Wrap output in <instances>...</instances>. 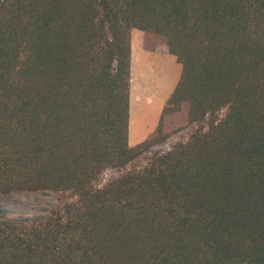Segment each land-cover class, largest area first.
<instances>
[{
  "label": "trees",
  "instance_id": "trees-1",
  "mask_svg": "<svg viewBox=\"0 0 264 264\" xmlns=\"http://www.w3.org/2000/svg\"><path fill=\"white\" fill-rule=\"evenodd\" d=\"M131 29L180 66L159 117L204 122L165 151L127 144ZM10 192L60 199L0 210V264H264V0H0Z\"/></svg>",
  "mask_w": 264,
  "mask_h": 264
},
{
  "label": "rangeland",
  "instance_id": "rangeland-1",
  "mask_svg": "<svg viewBox=\"0 0 264 264\" xmlns=\"http://www.w3.org/2000/svg\"><path fill=\"white\" fill-rule=\"evenodd\" d=\"M132 31L129 38L130 49V128L132 122L144 123L153 113L155 129L159 121L161 134L164 139L150 147V151H165L173 143L184 141L188 135L204 122L188 123L186 121V104H181L179 109L160 116L161 107L172 90L178 74L179 65L174 57L166 51L164 38L160 35L143 31ZM224 109L217 112L221 116ZM154 131L149 135L153 136ZM131 131V130H130ZM131 138L132 134H131ZM142 140V139H141ZM137 142L128 143L132 146ZM148 152L141 154L124 168H107L99 176L98 185L119 176L124 170L141 166L145 162ZM55 194L42 192L0 193V210L10 218L18 214H30L39 209L47 210L54 207L58 200Z\"/></svg>",
  "mask_w": 264,
  "mask_h": 264
},
{
  "label": "crops",
  "instance_id": "crops-1",
  "mask_svg": "<svg viewBox=\"0 0 264 264\" xmlns=\"http://www.w3.org/2000/svg\"><path fill=\"white\" fill-rule=\"evenodd\" d=\"M132 31H137L135 32L138 33L140 30L137 29H131L130 31V35H132ZM131 49V46H130ZM171 55V54H170ZM129 56H130V52H129ZM178 67L180 68L179 65H177V70ZM128 95H129V91H128ZM130 105H129V99H128V117H127V144H131V142H139L141 141V139H145L147 137H149V135L154 131V127H155V123H154V113L155 110L153 111V113H151V115L149 117L146 118V120L144 121V123H138L135 121L132 122L133 126H131L132 128H130V121H129V115H130ZM131 130V131H130ZM131 134L132 137L131 138Z\"/></svg>",
  "mask_w": 264,
  "mask_h": 264
}]
</instances>
